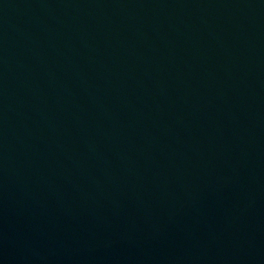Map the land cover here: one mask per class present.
Instances as JSON below:
<instances>
[{"label": "water", "instance_id": "water-1", "mask_svg": "<svg viewBox=\"0 0 264 264\" xmlns=\"http://www.w3.org/2000/svg\"><path fill=\"white\" fill-rule=\"evenodd\" d=\"M0 264H264V0H0Z\"/></svg>", "mask_w": 264, "mask_h": 264}]
</instances>
